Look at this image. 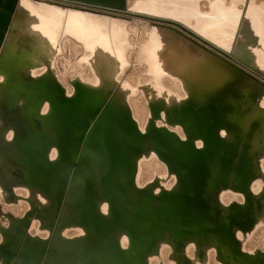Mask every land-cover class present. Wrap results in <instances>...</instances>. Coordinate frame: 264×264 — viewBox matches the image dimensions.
Wrapping results in <instances>:
<instances>
[{
	"label": "bare ground",
	"instance_id": "6f19581e",
	"mask_svg": "<svg viewBox=\"0 0 264 264\" xmlns=\"http://www.w3.org/2000/svg\"><path fill=\"white\" fill-rule=\"evenodd\" d=\"M72 1L111 10L127 9L159 21L138 38L136 48L130 49L126 28L112 19L127 23L123 18L87 7L44 1L7 0L3 6L0 197L10 208L23 197L26 202L15 216L0 214V264H231L233 259L264 264V247L248 242L257 226L264 223L263 216L255 218L253 214L259 203L249 194L242 203V196L232 187L234 183L226 187V178L214 161L205 158L203 167L191 163L192 155L201 157L208 149L201 152L191 149L189 155H178L172 148L166 154L153 137L166 132L154 128L160 117L157 106L180 100L190 91L195 99L202 97L203 104L208 103L206 107L211 109L208 123L200 120L193 126L196 132L205 125L206 133L212 136L214 125L224 116L228 127L239 135L247 133L246 143L251 145L252 154L257 155L254 172L264 180V78L256 77L236 61L264 76L261 3L209 0L202 7L200 0H134L127 8L124 0ZM94 13L108 17L101 20ZM68 39L82 46L79 64L85 63L93 77L84 78L80 71L72 86L65 87L57 74L55 60L62 41ZM133 55L150 75H144L136 84L142 93L138 97L129 95L134 84L127 82L134 77L129 74L127 81L118 76L121 71L126 75ZM28 75L44 77L26 81ZM113 89L116 94L103 117L83 119L81 127L73 125L70 136L64 138V122L58 120V110L96 112ZM55 97L64 102L57 104ZM215 99L223 107L220 115H214ZM192 108L190 102L183 106L181 117L186 119ZM193 115L200 118L199 111ZM174 118L175 114L168 109L165 122L157 124L167 126ZM59 124L61 128L57 129ZM115 125L120 127L119 138L126 142V158L130 162L124 166L123 176L129 177L126 183L116 179L114 185L122 189L132 185L122 198L140 196L138 203L131 205L119 198L120 206L129 213V226L123 224V216L112 208L118 196L113 197L106 185L111 175L117 177L122 162L116 154L110 171L107 161L100 159V154H104V133L108 129L112 133ZM170 129L184 137L178 126ZM169 136L176 139L174 134ZM106 143L111 150L116 147L113 137L106 139ZM201 145L198 141L197 146ZM177 157L187 164H182L185 167L182 170L170 160ZM247 168L241 160L238 176L244 175ZM174 172L180 178L177 188L173 186ZM162 177L170 179L161 185ZM67 181L73 186L65 193ZM135 187L149 189L139 191ZM260 187L261 182L255 180L253 189ZM162 188L173 193L177 190L178 197L163 193L153 199L147 192L159 193ZM83 193L86 198L81 201ZM235 201L242 205L224 208L219 218V203ZM41 208L45 211L36 210ZM60 208L63 216L58 222ZM99 210L107 217L99 215L98 226L90 224L88 214ZM41 216L47 220L40 219ZM34 225L36 228L32 230ZM143 226L147 231L141 230ZM214 226L213 233L202 231ZM261 229L263 235L264 226ZM162 237L165 239L156 241Z\"/></svg>",
	"mask_w": 264,
	"mask_h": 264
},
{
	"label": "water",
	"instance_id": "95a60500",
	"mask_svg": "<svg viewBox=\"0 0 264 264\" xmlns=\"http://www.w3.org/2000/svg\"><path fill=\"white\" fill-rule=\"evenodd\" d=\"M236 60V59H235ZM238 63H240L242 66H244L245 64L238 60H236ZM245 67L255 70L251 67H248L245 65ZM257 71V70H256ZM262 75V74H261ZM39 76V75H38ZM25 76V80L26 81H30L33 79H37L39 77H44V75L42 76ZM263 76V75H262ZM35 77V78H34ZM73 83V82H72ZM48 86V85H47ZM47 88H50L49 86ZM73 94V93H72ZM116 94V91L113 89L107 96V98L104 100L102 106L100 107V109L96 112L92 111V110H88L85 109L83 110V112H79L77 109H72V110H68V112H64V111H60L58 110L57 117L58 120H62L64 122L63 124V129H62V133L64 138H68L70 136V131L73 125L78 126L79 128L81 127V122L83 119H86L87 121L92 119L93 117H103V114H105L104 112H107L110 109V105H111V98L113 97V95ZM70 99H72L73 97H69ZM203 98H197L195 99V97L191 94L190 91L187 92V94L185 95L184 98L180 99V100H176L173 101L170 104H165L164 106H157V113L160 115L159 118H157L156 122L154 123V128L156 130H161V129H165L166 132L165 133H161V134H154V139H156V141L158 142V144L160 145L162 152L164 151L166 154L168 153L169 149L175 148L177 154L179 155H189L191 154L189 151L191 149H194L195 151H203V150H207L206 153L201 156L198 157L196 155H192V161L191 163H195V164H199L200 166L203 165L204 160L206 158V160L208 161H214L215 163H217L218 165H220V171L223 173V176L226 178V187L232 185V183H234V186L232 185L233 188H235L239 194L242 196L243 198V202H245V197L247 196V194L252 196V199L257 201L259 203V209H254L253 210V214L256 215L255 218L264 217V180L263 178L259 175V174H255V170H256V159H257V155H255L254 153L252 154L251 151V145H247L246 143V134L244 135H239L236 130H233L232 128L228 127L229 125L226 124L225 122V118L224 116L221 115V119L219 120V122L214 125V134L212 136H209L208 133H206L205 128L206 126H203V129H200V132H196L197 128L193 127L195 125V123H199L200 120L204 121V123H208L209 119L211 118V109L210 107H206L207 104H203L205 101H202ZM55 102L57 104L63 103V100H60L59 97H55ZM191 103L193 105L192 108V113L187 117L186 119H184L183 117H181V109L183 106H185L188 103ZM219 99H215L214 100V115H220L222 113L221 108H223L222 106H219ZM155 103V102H154ZM45 101L42 102L41 104V108L42 106H44ZM212 107V108H213ZM40 108V109H41ZM171 110L174 114H175V118L172 122L167 123V126H162V125H158L157 123L159 121H161L162 123H164V117L166 115L167 110ZM43 109L40 110V114L43 115L44 113L42 112ZM199 111V116L200 118L198 119V117L194 116V112H196L198 114ZM215 121V120H214ZM62 124H59L57 127V129L61 128ZM170 126H178L181 130V132L183 133V136L177 135L175 134L172 129H170ZM205 127V128H204ZM202 128V127H201ZM204 130V132H202ZM248 132V131H247ZM174 134L176 136V139L170 137L169 135ZM204 136H203V135ZM104 137L102 138V148L104 150V154L101 155L100 154V159H105L108 163V167L110 166V171H111V167L115 165L116 159H117V155L119 156L120 159V163L122 162V164H120L117 168V177L114 178L113 175H111L109 177V179L106 181V185L108 186L110 193H112V196H118V199L116 201L112 202V208L115 210L116 214H120L121 216H123L124 221L123 224L125 226H129V223L127 222L129 219V213L123 209L120 204H119V198H121V201L124 202V204H133V203H138L140 196L135 194V195H129V197L127 198H122L120 197L121 195H124V193H128V189L130 190V188L132 187V185L127 184L126 188L122 189L121 187H116L114 185L115 180L117 179V181L119 182H125V175L123 176V172H124V166H128L129 164V160L126 158L127 153H128V147L126 146V142H122V140H120V127L115 125L112 133L108 130L105 131L104 133ZM206 135V136H205ZM111 137L114 138L115 143H116V147L114 146V148L111 150L109 148V146H107L106 143V139H111ZM201 141L202 145L201 146H197V142ZM97 154V153H96ZM117 154V155H116ZM214 157V158H212ZM123 158V159H122ZM137 157H135L136 159ZM172 161V163L177 164V167L179 168V170L184 169L185 167H183L182 164L187 165L183 162H181V158L179 159V157L177 158H172L170 159ZM241 160L244 161V164L247 165V171L246 169L243 170L245 172L244 175H239L237 174L238 171V167L239 164L241 162ZM221 163V164H220ZM174 164V165H175ZM203 167V166H202ZM218 167V168H219ZM247 172V173H246ZM54 176H59V173L56 175L53 173ZM248 177V178H247ZM247 178V180L245 181L244 179ZM174 185L176 188L179 185V175L177 172H174ZM255 180H259V182H261V187L259 190H254L253 189V184ZM72 182L69 183V181L66 182L65 185V193L68 192V190L71 188V186H73L71 184ZM77 183H81V181L77 180ZM33 186H35L36 184H32ZM231 187V186H230ZM137 187H135L136 189ZM139 191H143V190H147L144 188H137ZM97 191V189H95ZM177 190H175L176 192ZM148 193H150L153 196V199H156L158 196L162 195L163 193H166L167 195L172 196L173 198L178 197L177 193H173L172 190L170 189H166V188H162L160 190L159 193H154L151 191H147ZM191 194V193H188ZM86 198V194L83 193L80 195L79 200H84ZM95 201L97 203H99L98 199L96 197H94ZM5 202V201H4ZM242 203H238V202H231L228 204H221L219 203V218H221L223 216V209L224 208H229L231 207L233 204H235L236 206H241ZM111 208V209H112ZM45 211V209H44ZM100 211V210H99ZM102 216L104 218L107 217L106 214H103L102 210L100 212H92L88 214V219H89V223L95 226H98V216ZM63 216V209L60 208L58 210V215H57V219L58 222L61 221V218ZM40 219L42 220H47L44 217H40ZM168 219V224L169 226L171 225L169 217ZM185 226H188V224H185ZM216 227H206L203 228L202 231L205 233H213V229H215ZM141 230H144V226L141 228ZM159 230L162 231V228L159 227ZM147 231V230H144ZM166 234L169 233L168 229L164 230ZM217 239L220 240L221 244L224 245L225 242H223L219 237H216ZM163 239H165L164 237L162 238H158L156 241L157 242H161ZM216 246V245H215ZM245 255H251L246 253ZM242 258H244L243 256H241ZM236 263V264H246V262L244 261L243 263H240L239 260L233 259L232 263ZM248 264H254L249 262Z\"/></svg>",
	"mask_w": 264,
	"mask_h": 264
},
{
	"label": "rangeland",
	"instance_id": "374dc122",
	"mask_svg": "<svg viewBox=\"0 0 264 264\" xmlns=\"http://www.w3.org/2000/svg\"><path fill=\"white\" fill-rule=\"evenodd\" d=\"M32 1H34L36 3L37 2L40 3L42 1H44V2H49V3H54V4H60V5H64V6H71V7H74V6H77V7H87L89 9L95 10L97 12L107 13V14L113 15L115 17L123 18V19L126 20V22L128 24L125 23L122 20H118V19H114V18H112V19L114 21H116L118 24L122 25L124 28H126L128 46H129L130 49L136 48L138 38L140 36H144L145 34H147L148 31H151V29L154 28V25H151L152 23H154L156 21H159V20H156L155 18H152V17H147V16L138 15V14H133L131 12H128L127 9L111 10V9H107V8H103V7H98V6H90V5H85V4H77V3H74L72 0H32ZM133 1L134 0H124L126 7L129 8L130 5H131V3ZM208 1L209 0H200L199 1V4L202 7H206L207 4H208ZM255 1L256 2H260L261 3V6L264 8V0H261V1L260 0H255ZM6 4H7V0H1L0 1V11L3 10V6L6 5ZM94 14H96V13H94ZM96 15L101 20H105V18L108 17V16H105V15H99V14H96ZM167 23H169V22L167 21ZM189 34L192 35L193 37H195L196 39H201V38H198L197 36H195L193 33H189ZM61 45H62V48L59 51V53L57 54V56H56L55 68H56V71H57V74H58L60 80L62 79L61 80L62 81V84L65 87H67V86L69 87L70 84L72 86V82H73L74 78L76 77V74L79 73L80 71H81L80 74H82L84 78H91V77H93L92 71L90 70L89 67H86L84 65L85 63L79 64V61L78 60H79L80 55H81L80 52L82 51V49H81L82 46L79 43H76L73 40H69V39L68 40H65L64 42L62 41ZM63 47H65V48H63ZM134 58H135V60H134ZM68 63H70V64H68ZM129 63H128V70L126 71V75H125V71H121L118 76H119L120 79H126L128 81V79H129L128 75L131 74L129 76L134 77L135 80L133 79L134 80L133 81V80L129 79L128 82L125 81L128 84L130 82L132 84H134V85H132V87H133L134 90L129 95H130V97H138L139 95L142 96L141 90L138 89V86H140V85H137L136 86V84H138L140 82V80H142V78H144L145 76L146 77H150V75H149V73L147 71L146 66L143 65V63L138 62V60H137V58H136L135 55L132 56V59H130V62ZM129 65H131V66H129ZM64 66H65V68H64ZM70 66H72V67H70ZM244 67H245V65H244ZM245 68H247V67H245ZM64 69H67L68 71L69 70L70 71L69 72L67 70L64 71ZM78 69H80V70H78ZM247 69L249 71H251V73L254 74L256 77H260L262 79L264 78V76H262L258 71L252 70V69H249V68H247ZM134 70H135L136 73L134 72ZM137 70H138V72H137ZM74 71H78V72H74ZM130 71H132V73ZM65 72H68L67 73V76L65 75ZM139 73H140V75H139ZM61 74H62V76H61ZM71 74H72V76H71ZM132 74H134V75H132ZM147 160H150V159H147ZM157 174H158L157 176L159 177L160 173L157 172ZM169 179H170V177H162V178H159V182L161 183V185H163L164 182L165 181L168 182ZM23 202H26V200H25L24 197L22 198L21 202H19V203H17V204L14 205V208H10L9 205L5 204L4 201H2V199L0 197V214H5V212H6V213H9V214L15 216L16 214H18V212H21V210L23 209L22 208ZM7 208L10 209V210H8ZM36 210H38V211H44L43 208L36 209ZM261 225L264 226V223H260L257 226V228L255 229L257 231L254 230V232H252V234H251L252 237H250V239L248 240V242H250V244L252 243L253 245H257L260 248L264 247V239H263L264 238V234L262 235L263 230L261 229V228H263V226H261ZM35 228L36 227L34 225V226H32L31 229L34 230ZM255 232H257V234ZM254 233H255V235H254ZM261 235H262V237H261ZM248 236H249V234H247V237ZM261 241H263V242H261ZM212 249L213 248H210V251L211 252L213 251Z\"/></svg>",
	"mask_w": 264,
	"mask_h": 264
}]
</instances>
